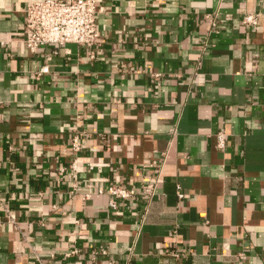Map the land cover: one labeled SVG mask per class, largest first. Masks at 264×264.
Returning a JSON list of instances; mask_svg holds the SVG:
<instances>
[{"label": "crops", "instance_id": "crops-1", "mask_svg": "<svg viewBox=\"0 0 264 264\" xmlns=\"http://www.w3.org/2000/svg\"><path fill=\"white\" fill-rule=\"evenodd\" d=\"M32 1L0 0V264H264V0H97L92 53L31 52Z\"/></svg>", "mask_w": 264, "mask_h": 264}, {"label": "built area", "instance_id": "built-area-1", "mask_svg": "<svg viewBox=\"0 0 264 264\" xmlns=\"http://www.w3.org/2000/svg\"><path fill=\"white\" fill-rule=\"evenodd\" d=\"M25 17L24 42L31 52H37L45 45L62 46L67 43H75L91 49L97 44L99 35L97 0H38L28 3ZM211 27H218L212 14L207 15ZM212 16V17H211ZM244 23L257 21L256 16L246 15ZM48 65H43L38 74L49 72ZM220 143H224V136L219 133ZM82 133H75L72 137V150L76 153L81 148ZM72 168L77 169L76 163ZM109 191L113 194L110 204L117 207L118 199L131 198L135 189L122 184H112ZM182 195L181 193L179 194ZM165 253L178 257L181 251L167 247Z\"/></svg>", "mask_w": 264, "mask_h": 264}]
</instances>
